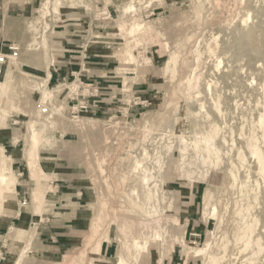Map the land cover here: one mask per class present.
I'll list each match as a JSON object with an SVG mask.
<instances>
[{
	"label": "rangeland",
	"instance_id": "obj_1",
	"mask_svg": "<svg viewBox=\"0 0 264 264\" xmlns=\"http://www.w3.org/2000/svg\"><path fill=\"white\" fill-rule=\"evenodd\" d=\"M18 1L26 13L0 26V51L19 48L0 77V173L17 178L0 188V264H118L134 241L145 249L128 264H264V190L245 146L264 130V0L0 10ZM35 183L52 190L42 207ZM244 222L261 253L236 235ZM48 227L75 249L55 263L30 254Z\"/></svg>",
	"mask_w": 264,
	"mask_h": 264
},
{
	"label": "bare ground",
	"instance_id": "obj_2",
	"mask_svg": "<svg viewBox=\"0 0 264 264\" xmlns=\"http://www.w3.org/2000/svg\"><path fill=\"white\" fill-rule=\"evenodd\" d=\"M241 44H242V42H241ZM210 53V52H209ZM126 54V53H125ZM175 58L176 57H174V56H172V58H171V60H170V62H169V64H171V62H174L175 61ZM11 59H14L13 57L11 58ZM195 74V73H194ZM199 76V75H198ZM50 76L48 75V78H49ZM259 77V76H258ZM255 78V77H254ZM253 79V78H252ZM189 84H190V82H189ZM197 84V83H196ZM251 86V85H250ZM257 91H260V89L258 88V89H256ZM263 90V89H262ZM260 94V93H259ZM260 105V104H259ZM262 105V104H261ZM258 106V105H257ZM263 107H264V105H262ZM261 106V107H262ZM255 108V107H254ZM262 115V114H261ZM263 117H261L262 119H260V117H259V120H263L264 119V115H262ZM262 122V121H261ZM260 124V123H259ZM262 124V123H261ZM264 124V123H263ZM212 126V125H211ZM254 126V125H253ZM217 127V126H216ZM261 128V127H260ZM212 131V130H211ZM250 131H251V129H250ZM249 131V132H250ZM254 131V130H253ZM252 131V132H253ZM246 132H248V131H246ZM251 132V133H252ZM262 133L260 134V138H259V140H261V141H259L258 142V138L256 139V135L253 133V135H251V133H250V137L248 136H246L247 138L245 139L244 137H241V136H239L240 138H244L245 139V142H246V150H247V153L252 157V158H254V162H255V166H254V175L256 176V178H257V182H258V184L259 185H261V187L263 188V190H264V130L263 131H261ZM245 133V132H244ZM244 133H242V134H244ZM256 133H257V130H256ZM211 134V133H210ZM213 134V133H212ZM34 136H35V138H36V134L34 133ZM206 138H204L203 139V141H204V144L202 145L203 146V148H201L202 149V152L204 153H206V156H207V158H204L203 159V161L205 160V161H207V162H209L208 160H210L211 161V157H212V155L213 154H215L216 153V148H214V143H213V141L211 140V137H213V136H210V135H208V136H205ZM259 137V136H258ZM34 138V139H35ZM36 140V139H35ZM38 144V143H37ZM186 148V147H185ZM218 153V152H217ZM217 155V154H216ZM2 157V156H1ZM3 158V157H2ZM239 161H243L244 159H242V157L241 156H239ZM1 161V160H0ZM3 161V160H2ZM138 161V160H137ZM252 162H253V160H252ZM2 164V163H1ZM250 165V164H249ZM250 167V166H249ZM140 168V163L139 162H137V164H136V167H135V170H138ZM242 168V167H241ZM248 168V167H247ZM249 170H251V169H249L248 168V171ZM7 171V169L4 167L3 168V171L0 173V188L1 189H6V188H11V186H13V184H14V178H16L15 176H13V175H10L9 173H7L6 172ZM250 172V171H249ZM147 177V176H146ZM17 179V178H16ZM145 179V178H144ZM143 179V180H144ZM148 179V178H147ZM255 181V182H256ZM257 182H256V184H257ZM146 183V182H145ZM247 185V184H246ZM258 185V186H259ZM233 186V185H232ZM244 186V185H243ZM245 187V186H244ZM260 187V186H259ZM240 188V187H239ZM248 188V190H249V187H247ZM247 188H246V193H249L250 191H248L247 190ZM242 190V189H241ZM245 190V189H244ZM248 191V192H247ZM245 192V191H244ZM245 194V193H244ZM248 195V194H247ZM250 195V194H249ZM210 205H211V202L210 201H206L205 202V207H204V210H203V213H204V215H215V209H216V207H215V209L213 210V211H211V212H209L208 213V209H209V207H210ZM237 206V205H236ZM247 209V208H246ZM262 209H264V207H262ZM240 212V211H239ZM255 214V213H254ZM245 217V216H244ZM252 217V216H251ZM244 220V219H243ZM254 220H255V218H254ZM256 222V221H255ZM233 223V222H232ZM235 223V222H234ZM237 224V223H236ZM235 224V225H236ZM242 224V223H241ZM238 225V224H237ZM235 230H236V235H241L242 237V239H244V241H245V244H244V246L247 248V247H249V246H253V244H255V247L258 245V247H260V248H258L259 250L258 251H256V253L258 254L259 252L261 253V246L260 245H262V244H259L260 243V238L261 237H253V234L255 233V230H254V228H252V224H250V223H245L244 222V224H242V225H239L238 227H236L235 228ZM262 233H264V227H263V230H262ZM225 238V237H224ZM240 238V237H239ZM240 238V239H241ZM157 240V239H156ZM181 241V240H180ZM240 241V240H239ZM262 241V240H261ZM182 242V241H181ZM229 243V242H228ZM262 243V242H261ZM226 246V248H227V245H225ZM263 246V245H262ZM141 248H144L145 249V246H143V247H141L136 241H134L133 243H131L129 246H127V249H126V256H125V258H121L120 259V261H119V263L118 264H128V263H130L129 261L133 258V259H135V261H136V258H138L137 257V255L138 254H140V253H138L140 250H141ZM211 247H210V245L209 244H207L205 247H202V248H200L199 250H197L196 251V253H197V255L199 254V255H202V254H206V252L210 249ZM245 248V249H246ZM248 249V248H247ZM255 249V248H254ZM254 249H252L253 251H252V254H253V252H255L254 251ZM264 249V248H263ZM134 250H136V252L134 253ZM142 252V251H141ZM255 254V253H254ZM214 259V258H213ZM219 260V259H218ZM247 260V259H246ZM214 261V260H213ZM215 262V261H214ZM216 263V262H215Z\"/></svg>",
	"mask_w": 264,
	"mask_h": 264
},
{
	"label": "crops",
	"instance_id": "obj_3",
	"mask_svg": "<svg viewBox=\"0 0 264 264\" xmlns=\"http://www.w3.org/2000/svg\"><path fill=\"white\" fill-rule=\"evenodd\" d=\"M28 7V3L25 1H18L17 3L9 5L6 9H1L0 10V26L3 24L4 20H6L7 17H18L22 16L24 13H26ZM51 77H52V70L50 72ZM47 80H48V74H47ZM51 77L49 80H51ZM28 158L30 161V166L31 163L33 162V152L28 151ZM33 181V180H32ZM34 182V181H33ZM36 188L33 190V197L34 200L39 204L40 207H42L45 203L46 200V194L52 192V190H49V188H44L41 183L36 184ZM16 186L14 187V192L16 190ZM13 191V189H12ZM13 192V193H14ZM67 218H71V214L69 213L67 215ZM48 229V230H46ZM44 231L48 235H42V236H47V239H43L44 237L41 238V242L38 243L37 249L33 250L30 252V254L33 256L34 254H37V258L39 261H42L43 263H55V261H58L64 254L67 253H72L73 250L75 249H62V245L60 243L61 237L64 235L61 232H57L56 230L53 229V227H48ZM26 231L20 230L19 234L22 235ZM29 232V231H27ZM36 235V232L32 235V232L30 233V237L34 238ZM12 250V249H10ZM14 250V249H13ZM111 249L108 248V246L103 248V254L109 255ZM22 252V251H21ZM24 256V255H23ZM23 256L17 259V263L20 264L21 261L23 260ZM16 263V264H17Z\"/></svg>",
	"mask_w": 264,
	"mask_h": 264
},
{
	"label": "built area",
	"instance_id": "obj_4",
	"mask_svg": "<svg viewBox=\"0 0 264 264\" xmlns=\"http://www.w3.org/2000/svg\"><path fill=\"white\" fill-rule=\"evenodd\" d=\"M10 52L12 53L11 56L10 55H6L4 53H2L0 51V77L2 76L3 72H4V68L7 65V63L10 61V59L13 57H18L19 55V48H17L16 46H12L9 48ZM82 108H87L86 107H82ZM48 110L47 109H43V113H47Z\"/></svg>",
	"mask_w": 264,
	"mask_h": 264
}]
</instances>
